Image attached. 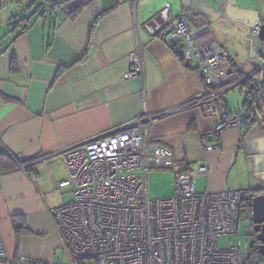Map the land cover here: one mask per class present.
<instances>
[{"label": "crops", "instance_id": "obj_1", "mask_svg": "<svg viewBox=\"0 0 264 264\" xmlns=\"http://www.w3.org/2000/svg\"><path fill=\"white\" fill-rule=\"evenodd\" d=\"M24 1L27 9L34 6L31 15L10 17L7 29L0 31V234L11 257L27 259L15 264H78L49 211L71 199V188L57 185L67 177L61 153L142 110L157 113L185 104L202 89L196 71L176 50L182 42L175 41L171 27L161 24L151 33L149 21H162V8L169 3L172 19L185 17L194 28L207 26L237 76L252 73L261 57L258 53L259 62L243 71L231 56L218 33L236 26L220 19L226 0H40L37 6L36 0ZM236 3L264 6V0ZM136 43L144 77L127 79L123 75ZM257 79L253 75L252 83ZM252 117L242 129L224 130L213 139L218 148L207 151L200 134L212 129L217 118L195 105L185 106L152 122L148 144L168 153L170 165L158 169L172 176L205 163L208 172L197 179L198 192L239 189L244 196L247 189H264H240L228 180L241 150L264 148L263 131H245L256 117L264 122V104L260 115L254 111ZM26 160L34 163L36 176L20 164ZM66 195L69 200L60 202Z\"/></svg>", "mask_w": 264, "mask_h": 264}, {"label": "built area", "instance_id": "obj_2", "mask_svg": "<svg viewBox=\"0 0 264 264\" xmlns=\"http://www.w3.org/2000/svg\"><path fill=\"white\" fill-rule=\"evenodd\" d=\"M94 8L99 12L96 3ZM160 15L162 21H149L150 32L155 33L161 24L171 27L183 44L182 60L196 71L202 89L185 104L157 113L142 110L125 124L66 148L61 156L67 177L57 185L70 187L71 199L49 211L78 264H245L248 243L220 242L237 235L242 191L198 192L197 179L208 172L201 162L173 173L170 195L150 199L148 173L169 166L170 158L165 150L148 144V135L154 120L189 105L217 118L212 129L200 134L207 151L218 148L213 139L224 130L242 129L254 115L252 92L245 85L237 113L228 110L226 94L253 75L264 77L261 22L248 30L260 42L261 62L239 79L227 52L209 36L207 26L194 28L185 17L172 19L169 3ZM128 61L124 78H143L142 50L137 43ZM26 260L11 257L0 234V264Z\"/></svg>", "mask_w": 264, "mask_h": 264}, {"label": "rangeland", "instance_id": "obj_3", "mask_svg": "<svg viewBox=\"0 0 264 264\" xmlns=\"http://www.w3.org/2000/svg\"><path fill=\"white\" fill-rule=\"evenodd\" d=\"M41 3L36 0V6ZM29 6L28 1L19 2L16 0H0V31L7 29L6 20H10L12 16H30L34 10V6L27 9ZM256 7V6H254ZM33 8V9H32ZM258 9V7H256ZM30 10V11H29ZM18 15V16H17ZM216 20L215 22H218ZM230 22V21H228ZM226 21V23H228ZM213 26V24H211ZM228 25H230L228 23ZM227 28V27H225ZM219 35L228 44L231 56H235L238 61L239 67L243 71H250L256 62H259V55L261 45L258 39L251 35L246 34V29L236 25L234 28L230 27L225 32H218ZM240 69V68H239ZM256 76H254V79ZM245 97V86L239 84L233 89L229 90L226 94V104L228 109L237 113L241 110ZM257 116V115H256ZM251 117L250 119H252ZM263 119L256 117L253 124L248 128L246 125L245 131L248 130L251 135L262 132L264 134ZM229 183H236L240 189L245 187H264V148L259 150H252L249 147L240 151L233 167L229 172ZM173 176L166 169H152L147 176V193L150 199H156L168 196L173 192ZM200 189V188H199ZM249 195V194H248ZM70 196L66 195L60 202L69 200ZM250 220L244 207H241L240 217L237 223V235L233 238L221 239V243L229 244L239 242L241 245L244 243L250 244Z\"/></svg>", "mask_w": 264, "mask_h": 264}, {"label": "water", "instance_id": "obj_4", "mask_svg": "<svg viewBox=\"0 0 264 264\" xmlns=\"http://www.w3.org/2000/svg\"><path fill=\"white\" fill-rule=\"evenodd\" d=\"M182 2V0H181ZM221 20H231L235 25L246 29V34L250 27L254 26L257 21H261L259 39L264 41V6L257 8H246L237 5L236 0H226L223 7V16ZM177 36L173 38L177 41ZM183 44L179 43L176 50L181 52ZM251 222L254 224V230L257 231L264 221V192L259 193L251 198ZM259 239V237H258Z\"/></svg>", "mask_w": 264, "mask_h": 264}, {"label": "trees", "instance_id": "obj_5", "mask_svg": "<svg viewBox=\"0 0 264 264\" xmlns=\"http://www.w3.org/2000/svg\"><path fill=\"white\" fill-rule=\"evenodd\" d=\"M16 1H19V2H22L24 0H16ZM79 11V8L75 11L74 13V16L77 14V12ZM23 19V18H22ZM21 19V20H22ZM15 60L13 62V65L15 66ZM243 76L245 75H236L237 78H242ZM257 81L255 83H252L250 81L251 78H248L246 80L243 81V85L247 86L250 88L251 92H252V95H253V109L255 111V113H257L258 115H260L261 111H262V106L264 104V77H260V76H257ZM29 160H26V161H22L20 162V164H25L26 166L24 167L27 171H28V174L29 176L31 177H34L36 176V171H34V163L33 164H29ZM1 164H2V157L0 156V167H1ZM258 190L255 189V190H252V189H247L245 190V193H244V196H242V202L244 203L243 206H240V211H241V207H244V211L245 213L246 212H250V201H251V196L256 193ZM249 194V195H248ZM241 202V203H242ZM246 207H249V211H247L245 208ZM247 215H249V213H247Z\"/></svg>", "mask_w": 264, "mask_h": 264}, {"label": "flooded vegetation", "instance_id": "obj_6", "mask_svg": "<svg viewBox=\"0 0 264 264\" xmlns=\"http://www.w3.org/2000/svg\"><path fill=\"white\" fill-rule=\"evenodd\" d=\"M252 190H255V189H252ZM257 190L258 191L254 193L251 196V198L259 193L264 192V189H257ZM244 203L242 202L241 206H243ZM245 209L249 211V207H246ZM246 213H249V215L247 216L249 217V220H250V233L249 234L251 236V242L249 244V256L245 264H264V221L259 226H257L258 230L255 231L254 224H252L251 222V206H250V212H246Z\"/></svg>", "mask_w": 264, "mask_h": 264}, {"label": "bare ground", "instance_id": "obj_7", "mask_svg": "<svg viewBox=\"0 0 264 264\" xmlns=\"http://www.w3.org/2000/svg\"><path fill=\"white\" fill-rule=\"evenodd\" d=\"M178 38V37H177Z\"/></svg>", "mask_w": 264, "mask_h": 264}]
</instances>
